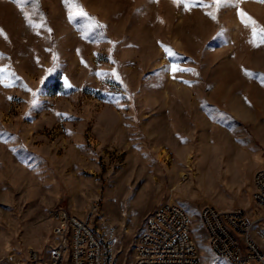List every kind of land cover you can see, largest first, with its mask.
Wrapping results in <instances>:
<instances>
[{"label":"rangeland","instance_id":"rangeland-1","mask_svg":"<svg viewBox=\"0 0 264 264\" xmlns=\"http://www.w3.org/2000/svg\"><path fill=\"white\" fill-rule=\"evenodd\" d=\"M253 27L264 0H0V261L34 249L49 264L62 207L92 212L108 261L130 264L146 219L173 202L201 264H233L212 259L198 215L264 217L252 197L264 167ZM251 235L264 254V221Z\"/></svg>","mask_w":264,"mask_h":264},{"label":"built area","instance_id":"built-area-1","mask_svg":"<svg viewBox=\"0 0 264 264\" xmlns=\"http://www.w3.org/2000/svg\"><path fill=\"white\" fill-rule=\"evenodd\" d=\"M252 197L264 210V167L253 175ZM54 224L48 245L49 264H113L107 259L104 241L91 224L92 212L84 218L66 208L52 210ZM199 222L203 226L214 260L225 259L233 264L256 261L264 264V254L253 240L251 232L258 216L248 217L240 207L219 209L212 205L201 208ZM39 252L28 251L26 260L0 261V264H44ZM130 264H201L190 236V217L180 205L168 202L159 206L145 221Z\"/></svg>","mask_w":264,"mask_h":264},{"label":"snow or ice","instance_id":"snow-or-ice-1","mask_svg":"<svg viewBox=\"0 0 264 264\" xmlns=\"http://www.w3.org/2000/svg\"><path fill=\"white\" fill-rule=\"evenodd\" d=\"M177 2H179V0H173V3H177ZM214 2L218 5L221 2V0H214ZM186 7H187V5H186ZM79 14L80 15H86V13H84L82 10L80 11ZM207 14L210 15V16H212L213 19H215V16H213L212 13H207ZM24 15H25L26 20H28V14L27 13H24ZM241 15L243 16L245 14L241 13ZM29 23H31V21H29ZM252 24L254 26L255 25V22L252 21ZM33 26H35V25H33ZM99 26L102 27V25H99ZM258 33H264V28L257 29L255 27H253V36L255 37ZM262 42H264V41H262ZM175 70L176 71H188L187 69H175ZM113 74L115 75V72H113ZM5 86H7V85H5ZM65 86L66 87H70V85L67 83V80H65Z\"/></svg>","mask_w":264,"mask_h":264},{"label":"bare ground","instance_id":"bare-ground-1","mask_svg":"<svg viewBox=\"0 0 264 264\" xmlns=\"http://www.w3.org/2000/svg\"><path fill=\"white\" fill-rule=\"evenodd\" d=\"M203 121V119H202V117L201 116H197V122H196V124L198 125L199 123H201ZM200 127V126H199ZM261 132V131H260ZM227 136V135H226ZM231 136V135H230ZM230 139H231V137H230ZM224 141V140H223ZM228 141V140H227ZM233 143V142H232ZM224 144H226V143H224ZM229 146L231 145L230 143L228 144ZM233 145V144H232ZM234 148V147H233ZM168 156L169 155H167V152L166 151H161V159L162 160H167L168 159ZM187 167H188V169H192L191 168V166H189V165H187ZM181 176L182 177H186V174L185 173H182L181 174ZM125 232H127V231H125Z\"/></svg>","mask_w":264,"mask_h":264},{"label":"crops","instance_id":"crops-1","mask_svg":"<svg viewBox=\"0 0 264 264\" xmlns=\"http://www.w3.org/2000/svg\"><path fill=\"white\" fill-rule=\"evenodd\" d=\"M256 170H257V169H256ZM256 170H255V171H256ZM255 171H254V172H255ZM227 208H229V207H219V209H222V210L227 209Z\"/></svg>","mask_w":264,"mask_h":264}]
</instances>
